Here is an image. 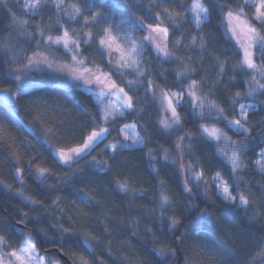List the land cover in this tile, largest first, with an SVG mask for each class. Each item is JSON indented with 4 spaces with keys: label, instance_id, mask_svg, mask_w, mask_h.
I'll return each mask as SVG.
<instances>
[{
    "label": "trees",
    "instance_id": "16d2710c",
    "mask_svg": "<svg viewBox=\"0 0 264 264\" xmlns=\"http://www.w3.org/2000/svg\"><path fill=\"white\" fill-rule=\"evenodd\" d=\"M132 0H99L101 5L108 7H97L95 11L105 14L110 25L119 24L121 28L128 29L134 25L137 17H142L144 23L153 22L155 12L161 9H152L149 11V0H136V5L124 11L123 6L131 3ZM192 0H168L161 7H171L174 11L179 12V19L187 21V16L183 12ZM24 0H7V7L0 6V42L10 43L19 52L21 49L24 53L31 55L35 50V39H29L25 29H19L13 20V16L19 19H28L26 32L31 33L37 27L48 30L50 24L55 23V18L48 7H43V14L30 17L24 12ZM125 17V19H122ZM82 23V20H81ZM79 28V25H75ZM192 23H181L178 28L171 29L172 40L179 38L180 45L170 44V50L174 55L185 60L195 72L189 74L187 78L177 81L175 78L176 70H182L183 65L179 63H170L163 60L150 46H146L142 56V67L148 69L147 75L141 77L143 80L152 79L153 82L165 90L177 91L184 94V101L178 107V112L182 117V123L179 131H165L159 124L158 120L170 118V112L161 110L158 101L151 99L149 93L146 97V89L143 85L135 86L130 94L139 98L137 108L143 107L144 111L137 115L130 113L122 121H118L119 127L125 124H135L140 136L144 137L143 145L139 147L118 149L117 154L113 157L111 149L104 152V145L121 141L120 135L117 134V127L113 126L111 135L108 136L104 143L86 158L91 161L93 157L101 161H107L110 170L104 172L98 171L97 167L81 160L79 165H72L71 168L58 165L46 150L45 132L52 125L44 123L32 125V114L29 112L28 105L31 100L38 99L47 101L49 116L52 122L59 128L57 136L60 142L49 140L52 148L64 147L73 143L70 138L72 133H79L85 125H90L92 117L96 115L97 108L94 104V93L85 91L83 88H59L54 86L55 79L52 74L48 73H30L26 79L41 81L38 89H33L36 96L31 93L25 95L30 99L17 100L16 112L0 103V124H2L10 134L9 141L15 138L17 147L13 149L18 151L22 156V164L28 168L27 161L36 157L32 165L34 170L37 166L49 167L52 169V176L41 184L32 176L25 173V184L23 185L25 195H31L33 198L41 201L36 206L35 211H29L31 205H25L15 193L19 190L20 185L12 179L11 173L14 172L13 165L15 160L12 153L4 146L0 145V180L11 184V190L0 186V234L8 237L11 247L19 246L22 240V232H31L33 240L39 245L41 254L58 257L62 264H72L69 259V253L76 250V243L80 241L81 234L88 233L89 236L99 240V245L94 257V264H129V260L135 257L143 261V264H156V256L153 249L155 238L160 241H167L174 247L178 248L174 264H183L185 252L189 246L202 243L198 240V233L192 232L190 237L185 240L184 244H175L172 233L168 231L167 219L162 218L160 210L156 208L159 201V194L163 187L173 198L174 203L167 210V215H177L182 219L180 232H189L190 221L197 214L195 211H189L185 204L186 194L183 191V184L189 178L181 164L192 166L196 171L201 168L209 174L216 171L221 172L225 179L232 183L230 166L226 163L225 158L217 151L220 147L215 141L206 137L202 132L200 125H213L223 128L224 121L215 122L208 115V108L195 109L188 101L187 85L191 79L198 81L203 77L206 81L202 84L198 94L208 97L209 101H215L217 105L224 107L229 113L232 112L230 97L236 91H246L244 81L246 77L243 74L236 76L235 80H230L232 73L229 71L223 75L221 82L216 88H212L213 81L216 78L217 67L215 56L233 57L239 51L235 41L231 40L224 34L220 27L219 19H213L212 24L206 25L199 33L195 30ZM79 31V29H77ZM143 35V29H138L135 33L137 39ZM193 35H203L209 43V47L203 52L199 46L190 47ZM212 55H209V53ZM85 54L89 61L101 63L105 70L115 73V69L107 61L98 59L95 54V48L85 46ZM10 55V54H9ZM190 58V59H189ZM22 67L21 64H9L7 57L0 53V89L8 88L9 94L15 92L14 80L9 79L7 73L10 68ZM128 75L123 79L114 74L113 79L120 85L126 87V81L132 79ZM264 98L259 97H242L239 103H256L261 104ZM203 111L204 117L201 118L197 113ZM238 113V108H237ZM264 117V109H258L252 116L250 124H255V128L249 138V147L242 157L249 167L240 173L245 181L249 182L252 191L259 194L261 189L257 184L260 177L256 174L252 161L257 158V154L264 149V140L261 139V125L258 123ZM232 139L238 137L232 134V131L225 129ZM188 133L192 139V148L187 147L188 136H185L182 150H176L175 144L178 137ZM30 144L31 150L23 152V148ZM167 149L169 159L166 162L163 159V151ZM152 152L155 159L148 156ZM175 159L176 163L171 161ZM155 165V168H153ZM118 174V175H117ZM127 179L131 189L135 190L138 195L133 198V192L130 191L124 196L116 191L115 184L117 180ZM163 182V184H161ZM202 183V182H201ZM55 185L54 188L49 187ZM90 191L95 199L102 201L101 204H95L89 201V215L87 217L79 216L76 213L73 202L87 200L84 191ZM214 188L210 187L209 197L202 195L203 188L193 189L191 200L200 208L207 206L214 210L217 216L225 218L232 226L231 238H228L221 229H216V237L220 245L231 246L237 249V254L230 257L233 264H244L246 258H250L258 243V238L264 235V221L250 223L246 217L237 214L233 210L224 207L212 193ZM58 199L57 203H53ZM215 200V203L212 201ZM156 208L155 211L153 209ZM63 209V211H62ZM27 213L24 216L23 213ZM39 216L37 221L35 218ZM73 217V219H70ZM63 223L70 226L76 235L66 240L71 243L61 241L59 233L51 225L53 223ZM151 229V231H147ZM47 233L45 235L44 233ZM136 233L135 235L133 233ZM179 234V233H177ZM63 245V247L61 246ZM211 253L202 258L205 264H213L210 259Z\"/></svg>",
    "mask_w": 264,
    "mask_h": 264
},
{
    "label": "snow or ice",
    "instance_id": "6c2138e0",
    "mask_svg": "<svg viewBox=\"0 0 264 264\" xmlns=\"http://www.w3.org/2000/svg\"><path fill=\"white\" fill-rule=\"evenodd\" d=\"M167 2L168 0H149V11L161 9L155 12L153 22L145 24V18L137 17L135 24L130 26L128 30L121 29L123 33L121 34L108 23L104 13L95 11L97 7H108L101 5L99 0H72L71 3H68V0H25L23 9L30 17L37 16L45 5L55 9L53 13L55 23L50 24L47 31L37 27L34 32L28 33L26 32L28 19L17 20L13 16L18 28L25 29L24 34H27L30 40L36 37L39 39H35V50L32 51L31 55L24 53L23 49L18 52L10 43L0 42V53L7 57L9 64L22 65V67L10 68L7 73L8 78L14 80L15 92L9 94L8 88L0 89V103L19 115L16 107L17 100L30 99L25 95L26 93H31V96L35 97L36 92L33 89H38L42 83L41 81L26 79L30 73L52 74L55 79L54 86L59 88L76 87L83 88L85 91H92L96 97L94 100L97 108L96 115L91 118L90 125H85V128L81 129L79 133L71 134L70 138L73 141L71 145L53 149L51 143L48 142L49 140L60 142L57 136L60 130L49 116L51 105L47 101L31 100L28 109L32 114V125L33 127L44 123L52 125L45 132L46 150L49 155L54 153L53 159L58 165L69 168L72 165H79L81 160H86L88 156H91L99 145L111 135L112 127L116 126L117 134L123 135L125 141L131 139L132 143L105 144L101 151L111 149L113 157H115L118 149H127L138 143L141 145L144 143V137L137 135L134 131L135 124H125L122 128L118 124V121H122L128 114L136 113L139 115L144 111L142 106L137 108L139 98L130 94L135 86L143 85L146 89V97L150 93L151 99L159 102L162 111L170 112V118L158 120V124L163 130H173L175 126V130L179 131V126L182 123L178 107L185 99L184 94L159 88L152 79H141L148 72L147 68L141 66L146 46H150L163 60L183 65L182 70L175 72L176 80L180 81L182 78H187L190 73L195 72V69L170 50V44L178 46L181 43L179 38L172 40L170 28H178L181 23L187 22L194 24V30L199 33L206 25L212 24L214 17L219 19L224 34L235 41L239 51L231 58L227 56L213 57L218 71L212 88H216L223 75L230 71L232 73L230 80H235L239 74L246 77L244 81L246 91H236L230 97L231 113L224 107L217 105L215 101H209L207 96L198 94L202 84L206 82L203 77L200 81L190 80L187 85V96L190 97L188 103L193 110L207 107L208 115L213 121L225 122L223 128L208 127L204 124H201L200 128L207 138L216 141L218 144L226 142L223 147H217V151L221 153L230 166L233 182L230 183L219 171L209 174L203 168L196 171L192 166L181 164L182 170L189 174V178L183 184V191L186 194L185 204L188 209L194 207L197 213L190 221L189 232H180L183 222L179 216L167 215V210L172 207L174 200L163 187L156 208L160 210L161 217L167 219V228L172 233L175 244H184L192 232L199 234L197 239L202 243L188 247L183 264H205L202 257L209 253H211L210 259L213 264H233L230 257L236 255L238 250L231 246L220 245L216 237V229H221L228 234V238H231L233 226L225 218L217 216L214 210H210L207 206L198 207L191 200V197L194 187H202V195L209 197L211 187L215 189L212 195L220 201L222 206L246 217L250 223L264 221V149L257 154L258 158L252 161V166L260 177V180L257 181L261 189L259 194L252 191L249 182L245 181L240 174L243 169L249 167V164L242 157L249 147V138L256 126L250 124V121L258 109H264V100L261 104L239 103L242 97L264 98V0H192L186 8L182 9L187 16V21H181L179 12L174 11L170 6L161 7ZM0 6L7 7V0H0ZM134 6H137L136 0L126 3L123 8L124 11H127L128 8ZM122 19L126 20L125 17ZM77 24L79 31L75 27ZM138 29H143V35L140 39L135 36ZM197 45L201 52L209 47V43L203 35L192 36L190 47H197ZM85 46H94L95 52L102 60L106 59L107 63L115 69V73L105 70L101 63L94 60L89 61V57L85 54ZM56 53H59L60 56H57ZM209 55L212 53L210 52ZM114 74L119 75L122 79L128 75L133 76V78L126 81V87L120 86L113 79ZM0 78L3 76L0 75ZM113 97H115V102ZM197 114L201 118L205 115L203 111ZM258 123L262 128L261 139L264 140V117ZM129 129H133L131 135H124ZM225 129L232 131V134L238 139H232ZM185 136H188L189 141L187 147L192 148L191 136L185 133L178 137L179 142L175 144L176 150H182ZM9 137L10 134L0 124V145H4L12 153L15 160L14 172L11 173V176L20 185L15 194L24 201L25 205L32 206L29 211H35L36 206L40 205L41 201L31 195H25L24 175L27 173L44 184L52 176V169L37 166L31 170L37 159L35 156L27 161L28 168H25L21 162V154L18 151H13L17 147V141L12 138L11 142H8ZM20 147L23 148L24 153L31 150L30 144L26 147L20 145ZM148 156L155 159L151 151H149ZM163 159L166 162L169 159L167 149L163 151ZM86 162L96 166L100 172L110 170L107 161H101L96 157H93L91 161L86 160ZM171 162L176 163V160L173 159ZM0 186L8 190L12 188L11 184H7L3 180H0ZM49 187L54 188L55 185ZM80 191H84L88 199L80 202L74 201L73 204L79 216L87 217L89 215V201L98 205L102 201L95 199L90 191L84 189H80ZM114 191L124 196L132 191L133 198L138 195L135 190L130 188L127 179L117 180ZM58 199L54 200L53 203H57ZM212 203H215V200ZM23 215L27 216V213L25 212ZM35 219L39 221L40 217L37 216ZM70 219L76 222L73 217ZM51 226L60 234V240L69 244L71 241L66 240V238L76 235L70 226H65L63 223L56 222ZM147 231L150 232L151 229H147ZM44 234L47 235L46 232ZM21 236V243L13 248L8 237L0 234V264H62L58 257L41 254L39 245L34 242L31 232H22ZM98 245L99 240L89 236L88 233H83L80 241L76 243V250L69 253V259L72 264H94ZM61 246L63 247V245ZM153 249L157 258L156 264H174L173 258L177 256L179 250L167 241H160L159 238L154 239ZM125 259L129 260V264H143L142 260L135 257L131 259L126 257ZM244 264H264V235L258 238L255 250L250 253V258L245 259Z\"/></svg>",
    "mask_w": 264,
    "mask_h": 264
},
{
    "label": "rangeland",
    "instance_id": "374dc122",
    "mask_svg": "<svg viewBox=\"0 0 264 264\" xmlns=\"http://www.w3.org/2000/svg\"><path fill=\"white\" fill-rule=\"evenodd\" d=\"M72 2V0H68V3H71ZM24 3H25V0H24ZM47 6V5H46ZM44 7V6H43ZM43 7L41 8V11H40V13L38 14V15H42L44 12H43ZM48 7V10H50L51 11V13H52V15H53V13H54V11H55V9H53V8H51V7H49V6H47ZM113 27H114V30L115 31H117V32H120L121 34H123L122 33V31H121V29H123V28H121L120 27V25L119 24H114V25H112ZM77 29H79V28H77ZM123 30H128V29H123ZM137 38V37H136ZM95 54H96V57L98 58V59H101L100 58V56L95 52ZM56 55L57 56H60V54L59 53H56ZM62 58V57H61ZM105 61H106V59H104ZM95 96H94V100H95ZM113 101L115 102V97H113ZM105 103H107V101H105ZM205 109V108H204ZM205 126H208V127H211V126H213V125H205ZM133 131V129H129L127 132H125L124 133V135H131V132ZM134 131L137 133V135H139V133H138V131H137V129L135 128L134 129ZM206 135V134H205ZM140 136V135H139ZM120 137H121V141H120V143H124V144H131L132 143V141H131V139H129V140H127V141H125L124 140V138H123V135H120ZM216 142V141H215ZM117 143V142H116ZM217 143V142H216ZM224 143H226V142H220L218 145L220 146V147H223L224 146ZM108 144H110V143H108ZM139 146H141V144H136L135 146H133V147H139ZM133 147H130V148H133ZM262 150V149H261ZM260 150V151H261ZM259 151V152H260ZM257 158H258V156H257ZM256 158V159H257Z\"/></svg>",
    "mask_w": 264,
    "mask_h": 264
},
{
    "label": "clouds",
    "instance_id": "9594fccd",
    "mask_svg": "<svg viewBox=\"0 0 264 264\" xmlns=\"http://www.w3.org/2000/svg\"><path fill=\"white\" fill-rule=\"evenodd\" d=\"M189 211H195V208L194 207H191L190 209H189Z\"/></svg>",
    "mask_w": 264,
    "mask_h": 264
}]
</instances>
